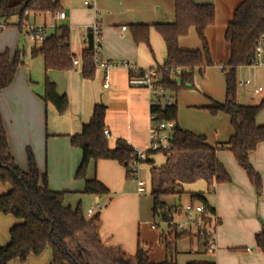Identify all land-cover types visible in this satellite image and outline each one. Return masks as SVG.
Instances as JSON below:
<instances>
[{"label": "crops", "instance_id": "1", "mask_svg": "<svg viewBox=\"0 0 264 264\" xmlns=\"http://www.w3.org/2000/svg\"><path fill=\"white\" fill-rule=\"evenodd\" d=\"M58 1L60 12L65 14V19L60 21L63 25L56 27L55 32L50 33L53 26L47 25L48 18L54 21L55 15L39 13L35 16L43 18L44 26L39 27H46L49 36L60 34L59 28H68L73 68L68 71H46L43 57L32 55L34 49L39 50L43 46L36 47L32 43L33 46L26 53L20 50L19 43L12 41L13 33L3 34L0 54L8 52L13 57L17 51H20L23 64L17 69L11 86L0 91V116L7 133L11 154L20 170L25 173L29 171L28 150H30L40 173L46 174L49 188L52 191L67 192L64 203L74 208L71 198L73 195L85 196L83 194L85 182L75 179L76 171L82 161V151L72 146L71 138L81 134L83 126L92 119L95 106L104 105L107 107L106 130L111 134L107 139L109 146L114 148L116 142L122 139L130 146L139 148L142 142L138 136L137 131L140 129L138 126L147 119L148 115L151 118L150 108L153 101L148 99L150 101L148 106L146 91L129 86V72L124 68L112 69L107 73L96 69L93 80L83 78L82 56L89 46L90 27L96 21L102 27V56L105 61L127 63L141 70L160 68L164 66L167 57L163 38L152 27L149 45L136 44L131 27L172 22L175 0H86L83 5H77V0ZM88 1L95 8L86 6L85 3H89ZM243 1L194 0L198 5L210 4L215 8V24L206 31L213 65L205 66L202 75L199 73L195 75L198 85L202 86L203 96L202 105L194 106V109L204 108L208 111L207 108L215 103L223 104L226 101L225 79L223 71L220 70L226 67L230 58V45L225 40V32L228 24L233 21L235 10ZM27 18L25 17V20ZM24 23L25 21L20 22L18 19L16 24L8 25L7 22L1 21L0 25L4 26L3 32L8 27H17L20 31L18 33H21ZM123 28L126 30L124 31ZM179 47L185 51L202 48L194 29L179 40ZM75 60L78 62L77 66L73 64ZM250 68L253 67L240 68L237 77L242 79L247 75L250 76ZM46 79L55 84L56 92L60 96L67 97L68 106L64 114H60L53 104L43 101ZM247 81L250 84L240 88L252 86L253 81L250 77L240 80L238 84ZM260 87L263 88V92L258 91ZM242 96L237 100L239 105L258 106L264 100V87L258 86L257 90L254 88L247 90ZM180 112L181 109L178 107L179 117ZM202 115L204 125L196 129L184 127L180 118L177 120V126L181 130L205 136L212 147L219 148L228 143L234 135L230 117L224 113L212 115L209 111L203 112ZM256 124L264 126V110L257 115ZM111 140H115L113 145L110 144ZM150 159L154 161V156ZM217 160L230 176L231 182L216 185L212 191L204 180H200L205 183V190L193 192L203 194L219 220L218 251L215 254H208L204 240L196 237L177 240L169 249L167 245L174 239H169L164 228L158 231L151 228V224L157 220L153 214V207L148 213L145 206H142L144 195H139L136 179L127 180L125 169L116 162L107 160L92 161L87 174L88 180L97 179L110 192L108 196H92L94 203L88 209L94 208L95 216L100 215L99 234L102 242L106 246L121 248L131 256L136 255L141 246L147 252L150 261L154 263L173 258L177 264L193 262L264 264V254L257 248L255 241L256 235L264 228V143L259 144L249 155L250 164L262 179L260 193L256 192L247 173L228 150H219ZM155 164V161L154 165L144 164L143 179L142 172L139 173L145 194L150 192L151 186L146 175L148 174L150 178L152 166L157 167ZM187 186L189 185L185 187ZM185 187L182 188L181 194L187 192ZM9 190L10 186L0 182V196ZM181 194L170 198L179 195L180 200ZM163 198L165 197L161 198V202L168 207L179 204L165 203L162 201ZM16 223L17 220L13 217L4 216L0 212V248L9 244L10 229ZM50 262L51 253L46 250L39 256H30L24 263L14 260L9 264H50Z\"/></svg>", "mask_w": 264, "mask_h": 264}, {"label": "trees", "instance_id": "2", "mask_svg": "<svg viewBox=\"0 0 264 264\" xmlns=\"http://www.w3.org/2000/svg\"><path fill=\"white\" fill-rule=\"evenodd\" d=\"M27 12L56 15L60 12V3L58 0H0V20L17 17L23 22ZM214 24L213 5H198L194 0H175L172 22L153 26L134 25L131 32L136 44L149 45L152 27L163 38L167 57L164 66L157 72L159 83L165 90L178 94L194 88L195 75H202L205 66L213 65L206 31ZM191 29L196 31L201 42L200 50L185 51L179 47V40L186 37ZM59 31L60 34L48 36L41 49L32 51L33 56L43 57L46 71H68L73 68L69 30L62 27ZM2 32L3 28H0V35ZM263 34L264 0H244L235 10L233 21L228 24L225 32V40L230 45V58L223 68L226 101L207 108L212 115H228L234 135L228 143L218 148L209 145L205 136L181 130L176 126L172 149L164 154L167 157L165 162L161 166H152L150 171V193L155 218H168L171 207L162 203L161 198L181 194L186 185L204 180L214 191L216 185L231 182L230 176L217 160V153L221 149L228 150L234 156L238 165L247 173L256 192H261L262 179L250 164L249 155L259 144L264 143V126L256 124L257 115L264 110V100L258 106H242L237 102L236 92L238 70L252 65L258 40ZM21 59L20 51L13 57L8 52L0 54V91L11 86L17 69L23 64ZM177 70L184 72L174 78L172 73ZM95 74L93 52L89 43L82 56V76L85 80H93ZM42 99L45 103L53 104L60 114L65 113L67 97L60 96L56 92L55 84L48 79L45 81V94ZM106 114V106H95L92 119L83 126L81 134L71 138L72 146L82 151V161L75 179L85 182L83 194L87 196L110 195L109 190L97 179H87L92 161H114L125 169L127 180L135 178L131 168L134 149L122 139L116 142L114 148L109 146L104 135ZM150 114L156 117L157 122L174 121L177 125L178 105L171 103L162 108L152 102ZM156 154H149L145 163L154 165L150 157ZM28 164L29 171L25 173L15 163L0 116V182L10 186V190L0 196V212L17 220L10 229L9 244L0 248V264H9L14 260L24 263L30 256H39L46 250L51 253L50 264H177L173 258L161 263L151 262L141 246L134 256L128 255L121 248L106 246L99 234L100 215L88 218L81 204L75 208L65 205L64 199L68 193L52 191L49 188L47 176L40 173L30 150ZM189 202L211 208L202 193H191ZM185 237L187 236L177 235L167 247L171 249L174 242ZM255 241L257 248L264 254V228L256 235Z\"/></svg>", "mask_w": 264, "mask_h": 264}, {"label": "built area", "instance_id": "3", "mask_svg": "<svg viewBox=\"0 0 264 264\" xmlns=\"http://www.w3.org/2000/svg\"><path fill=\"white\" fill-rule=\"evenodd\" d=\"M86 6L90 8H95L94 5L90 3H85ZM97 11V10H96ZM97 14L99 12H96ZM31 13H26V17ZM65 19V14L58 12L55 15L56 21H63ZM25 21V19H24ZM25 24V23H24ZM57 26H55L56 28ZM0 28H4L0 25ZM26 34L29 40L36 47H42L48 38V30L46 27L39 26H28L25 24ZM125 31L126 28H123ZM91 36V37H90ZM89 43L92 47L93 52V62L96 69L107 73L109 70L124 68L129 72V86L132 88L147 89L153 96L156 95L158 90L166 91L164 86L159 83L158 69L141 70L135 66H131L127 63H109L103 59L102 56V38L103 30L98 21L92 24L90 27ZM75 66L78 62L75 60L73 62ZM251 67L256 69H264V34L260 36L256 48L255 58ZM223 71V68H220ZM183 70L174 71L172 74L174 78H178ZM189 72V70H186ZM250 82L238 84L239 87L244 85H249ZM259 92H263V88H258ZM164 108L165 106L171 104L168 102L166 105H161L158 102L152 101ZM151 128H150V141L149 150L143 151L139 148H134V160L131 163V168L135 173V179L138 184L139 195H144V184L139 179V173L141 166L147 161L149 154L170 152L173 146V132L176 128V123L174 121L170 122H157L156 117L151 115ZM106 139L111 137L108 130L104 131ZM129 145V144H128ZM95 216L94 208H91L87 212L88 218H93ZM158 222H153L151 228L155 231L164 228L165 234L174 239L177 235H185L187 237H196L204 240L206 243V249L208 254H215L218 251V234L217 227L219 225V220L215 215V212L200 203L188 202L185 205H175L169 210V216L167 219L161 217L158 218Z\"/></svg>", "mask_w": 264, "mask_h": 264}, {"label": "rangeland", "instance_id": "4", "mask_svg": "<svg viewBox=\"0 0 264 264\" xmlns=\"http://www.w3.org/2000/svg\"><path fill=\"white\" fill-rule=\"evenodd\" d=\"M77 5H83V3L86 0H77ZM89 2V1H88ZM90 3V2H89ZM35 14L31 13L29 14L28 18L25 20V24H27L28 26H44V20L42 17L37 16L35 18ZM7 22V24L9 25V23L11 24H16L18 22V18L17 17H13L10 18L9 20H0V22ZM47 25L48 26H53L52 29L50 30V33L55 32V26L60 27L63 24L60 21H54L51 18H48L47 20ZM19 29H17V27H8L6 31H4L3 33H1L0 36V42H2L3 40V36L6 33H13L14 34V39L12 41L19 43V48L21 51H25L26 53L28 51H30L31 47L33 46L32 42L29 40V38L27 37L26 34V29L22 28L21 33H18L20 31H18ZM4 34V35H3ZM113 71H111L112 73ZM250 72L251 75H247L245 76L244 80L248 79L249 77L251 78V80L253 81L252 86L247 87V88H237V92H236V97L237 100L240 97H243L242 94L247 91V90H253V88L255 90H257L258 86H262L264 87V69H255V68H250ZM252 73H254V76H252ZM199 75V74H198ZM238 77V83L240 82V80H242ZM129 84V82H128ZM217 88V87H215ZM146 91V94L148 95V98L146 99V102H148V106L150 100L154 99V101L158 102L161 105H166L168 102L171 103H175L177 101L178 103V107L181 109L180 112V117H179V113H178V118H180V120L182 121V123H184V127H186L187 129L193 128L196 129L198 127H200L201 125H204V118L202 113L203 112H207L205 111L206 109L204 108H193L194 106H199L202 105V96H203V89L202 86L198 85V80L197 77L195 78V82H194V88L192 89H188V90H183L180 91L178 94H175L171 91H160L158 90L156 92V95L153 96L151 93H149V91L147 89H143ZM150 94V95H149ZM152 95V96H151ZM150 117L149 115L147 116L146 120H143V123H141L138 127H140V129L137 131L138 132V136L141 139L142 144L139 146V149L143 150V151H148L149 150V141H150ZM115 142V140H111L110 144L113 145ZM154 161H155V165H161L162 163H164L165 161V155L164 153H157L156 155H154ZM145 164V163H144ZM141 166L140 172L141 173V177L143 179L144 177V173H143V167L145 165ZM145 172V171H144ZM149 172V171H148ZM146 177L149 179V184L151 185V176L149 178V175L147 174ZM80 181V180H79ZM136 186V185H134ZM204 186L205 183L200 181V182H196V184H192L189 185L187 187H185V194H181V199L179 200L178 196H176V198H170L171 196H164L165 198H163V202L168 203V204H172V203H179L180 205H185L187 204L188 198L190 196L191 193L193 192H200V191H204ZM136 188V187H135ZM151 193L147 192L146 194H144V196L142 197V206L146 208V212H150L152 207H153V199L151 198ZM72 205L75 208L76 205L81 202V206L83 211H87L91 205H93L94 203V198L92 196H76L73 195L72 196ZM178 204V205H179ZM156 222H158V219L156 218Z\"/></svg>", "mask_w": 264, "mask_h": 264}]
</instances>
